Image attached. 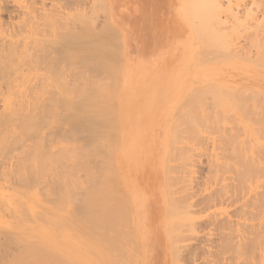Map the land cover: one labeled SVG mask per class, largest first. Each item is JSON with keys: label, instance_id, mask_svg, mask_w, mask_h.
<instances>
[{"label": "rangeland", "instance_id": "374dc122", "mask_svg": "<svg viewBox=\"0 0 264 264\" xmlns=\"http://www.w3.org/2000/svg\"><path fill=\"white\" fill-rule=\"evenodd\" d=\"M106 1L109 4V1L108 0ZM132 1L133 3L139 4L137 2L138 0H132ZM172 1L174 5L171 6V10L169 13H170V16H172L174 13L176 14V16H178L177 21L179 24L178 29H179L180 35L177 38L171 40V42L168 45L169 47L164 48L165 52L163 55L154 58L155 60L151 64L157 67L155 68L153 66V69L156 72L154 74H151L148 71L140 70V63L141 61H143L142 57L134 60L135 64H132L133 66L131 67V61L133 59L129 56L128 49H127L128 52L125 48L124 50H122V53L124 52L123 57L120 56L119 52L118 54L116 53L118 51L115 48L117 47L116 45H118L117 37L120 38L122 34L119 32V30L115 28V26L112 23L113 22L112 14L115 17L116 11L112 13L110 12V9L106 10L107 7L103 5L104 0H79V1L78 0L76 1L75 0H0V10H1L0 11V32L7 33L8 37L12 36V34L17 35V66H18L17 67V78H19L17 79V94L20 95L19 97L17 95V101H19L17 104L20 105L22 104L21 102L23 101L25 105L26 104L28 105V107L30 104L32 105L33 103L36 109L42 108V111L38 109L36 110L35 108H31L33 113L31 112L32 113L31 114L30 113L31 110H30L29 115L31 117L29 116L26 118L27 121L28 120L32 121V123L28 121L29 124H27L28 123L27 121L25 123L27 125L26 127H31V128H28L29 131L31 130L32 132L34 130L32 132L33 135L31 132L27 131L26 129L25 130L26 132H24L25 134L22 140L21 132H20L21 129H19L18 135L20 134L19 135L20 137L17 136V141H18L17 142V145H18L17 146V149H18L17 150L18 151L17 152V158H18L17 164L22 163V165H24L26 164V161H27L28 163L25 167H27L28 169V171L26 170L28 174L30 173L29 169L32 165L33 167H31V170L33 171V168L34 170H37L40 165V162H42L45 158L46 162L44 160V164L43 162L41 163L42 165H44L42 166L41 169L46 168L47 169L46 172L50 171L49 173H46L47 175H45V173L42 174V176L43 175L47 176L45 177L46 179H43V178L42 179L47 181V185L48 184L51 185L49 189H47L48 187L46 186V189L48 190L47 196H46V193L44 194L42 192L43 190L42 191L40 190L41 199L39 201H35L36 203L34 202L35 206L33 209L35 210L33 211L30 208H29L30 210L29 211L28 206H26L25 208L23 207V205L24 206L26 205L25 203H23V202H26V200H23L21 198L22 193L25 192L24 190L28 192L30 189L29 188L25 189L24 187H22V185L18 184L20 182H17V198H18L17 199L18 200L17 201V207H18L17 227H19L18 230L29 227L28 228L29 230L27 229V231L31 233L32 235L31 237H33L32 242L34 246L36 245L35 249H39V246H40V248L44 247L43 250L45 249V247L46 249L48 248V250H51V248L55 244L51 242L65 235L66 237L65 240H67V246L69 247V244H70V246H72L71 247L72 249L71 248L70 249L72 251L74 250L75 245H71V244H73V242L76 243L75 240L78 239L76 237L78 234H77L76 229L74 228L73 220L75 219L73 218L74 217L73 215H74V212L77 216L80 215L79 213L80 211L77 210L79 209V205H77L79 204V200H77V194L79 195V193H82V194L84 193L83 195L85 196L84 190L91 191L92 189H94L96 186L99 185L97 182L96 183L98 185H96L94 181L89 182V173L87 172V168H86L87 166L94 167L93 165L96 164L95 167L97 166L99 168V169L97 168L96 169H97V172L98 171L100 172V175L104 173V170L106 171L107 175L111 172L109 175L113 176V178L111 177L112 180H110V182L112 181L113 185L112 184H109V185L106 184V185L108 187L112 185L110 188L113 191V196L115 198H119L120 202L118 201L116 203V206L117 208L121 210V212L118 209H116L118 210L117 212L119 213L118 216L119 217L121 216L120 218L122 219L124 215V218H126L125 220L124 218L120 220L122 222V225L121 227L119 226L123 234V240L126 241V246H125L126 248L124 247L126 254L121 253V256H120L121 260L119 259L120 261L118 264H122V263L124 264V262L125 264H135L136 262H138L136 260H139V259L137 258L136 255L138 253L137 242L139 240L137 238L138 234L136 233V227H137L136 224L137 223L139 224L141 222L136 223V219L134 218L135 216L133 215L134 212H133V209H131L132 206L130 204L131 195L130 194L128 195L127 190L124 188L125 185H124V180H123L122 168H120L119 162H118V157H119V153L121 150V151L129 152L130 154L128 155L129 156L131 155V157H134V156L139 157V160H140L139 176L142 179V184H147V182L151 180V178L158 179V189L160 190L161 195H162L160 198V203H159V206L162 208V212H161L162 214L159 217L154 218L153 219L154 224L150 226L151 228L150 231L152 232V234L158 237L157 244L156 246L151 245L152 247L151 246H148V247H149V252L151 253L152 251H154L156 255H158V257H160L161 255L165 253L164 254L165 262L162 261V264H231V263L236 264V262H238V259H237L238 257L236 254V257L234 258L235 256L234 253H237L236 248L239 245H241L243 248L249 249L247 253V258L251 257V261L248 258V261H246L247 262L246 264H251V262L252 264H255L260 259L258 252L260 249L264 250V179L262 178L260 185L252 191H250L251 190L250 186L245 188L247 193H245L244 195L245 197L244 200H246V203L243 208H241L239 204L237 205L235 203L236 202L235 197L234 198L232 197V199L226 202V204L223 206L218 205V206L209 207L205 205L204 202L205 201L207 202V198L211 194V192L213 193V191L217 189L220 190L221 188H224L221 186H225V185L228 186L226 187L227 188L226 191L232 194V192L234 191L233 187L236 184L234 179L231 178L230 175H227L228 171H225L226 176L223 175L224 176L223 179H225V185H223L222 180H221L222 184L220 183L219 184L220 186H218L220 189L218 187H215V185L213 184L212 185H209L210 183L208 184V182H210L208 180H210L211 171L214 166L211 160H208V159L212 158L211 153L212 152L214 153L215 151L214 148L217 150L219 149L218 150L219 153L216 150L218 154H216V152L215 154L217 156L221 154L220 158L223 157L222 158L223 160L221 161L225 162V164L226 162H228V164L230 163L229 164L230 167H233V165L234 166L237 165L236 163L239 162L238 163L239 168L244 171L243 176H245L246 174L245 171L247 170L255 171L257 169L264 168V89L260 90V87H259L264 83V19L261 16L259 22H256V23L254 21H249V20L248 22L245 21L244 26L242 24V27L241 25L235 26L234 23L232 24L231 19H229L228 20L229 22L226 24L228 26H226L225 24H219L211 19L213 15L212 7H214L213 1H210V0H191V1L190 0H172ZM252 2H256L255 4H257L258 2L259 5H255V6L258 7L261 5V7L264 10V4L261 3V2H264L263 0H240V5L242 7L246 6L248 8L249 6L251 7L252 5H254L252 4ZM224 4H225L224 9H225V7L227 6V3L224 2ZM74 6H77L76 8L78 9H76ZM255 6H252V8H256ZM262 8L260 10H262ZM73 10L74 12H76V14L73 12ZM160 10L161 12L163 11V6ZM133 11L134 10H132V12L127 13L126 15L131 16ZM80 12H83V13L81 14ZM73 14L75 15V17ZM58 15L60 16L58 17ZM199 15L204 16L205 19L203 17L201 18V16ZM70 22H72V24ZM85 22H88L89 24L88 23L86 24ZM92 23L94 24V27ZM54 24L56 25V28ZM81 24L85 28L87 27L86 31H85V28L81 26ZM90 24L91 26H88ZM98 24L99 26H97ZM216 24H219L221 27L219 26V29H217L218 27ZM63 25H65V27ZM110 25L113 26V28L115 29L114 30L115 33L118 31L116 33L117 37L113 35L114 33L112 34L110 32L109 30ZM195 25L198 28L194 27ZM232 25L235 26V27L233 26L235 30L233 27H232L233 28L232 30L231 28ZM32 27H34V29ZM80 27H82L83 29L82 28L80 29ZM102 27L106 31H104ZM207 27H208V30H207ZM244 27H245V30H244ZM11 28L14 30H12ZM57 28L58 29L60 28V29L57 31ZM91 29L93 30V32ZM221 29H224L226 33H224V31ZM3 30H5L6 32ZM10 30H12L13 33H11ZM33 30H36V31L34 32ZM67 30L68 31L73 30L71 33L70 31L68 32V34L70 33L69 34L70 36L67 34ZM201 30L202 32H200ZM94 31L96 33L99 32V34H96ZM100 31L102 34L100 33ZM56 32L57 33L60 32V33L56 34ZM80 32H82V34H80ZM214 32L218 34L223 33L226 36L223 37L221 36V34L219 36L218 34L217 35L214 34ZM63 33L65 34L66 37H64ZM90 33L92 36L90 35ZM72 34L73 36L76 34L75 36H78V37L79 35L83 36L82 38L83 40H85V46L87 45L86 51H84L86 47L84 49H82L83 47L78 48L79 46V44H77L78 39L77 38L74 39L75 36L72 39L71 38ZM87 34L89 36H86ZM250 36H253V37L249 38ZM87 37H89L90 39L89 38L87 39ZM62 38L63 39L67 38L66 40L68 42L66 40H63ZM95 39H96V42L98 41V39L102 41V42L100 41L99 43L97 42L98 44L102 43L103 45V43H105L107 47L106 49L107 51H105V53L102 52L101 50H99L98 52L96 50L97 48L96 49L92 48L94 47V44L96 43ZM83 40L80 41L81 45L83 44ZM216 40L218 41L217 43H219L220 41L221 46L223 45L225 49H229V50L222 49L223 50L222 51L221 49L219 50L220 48L219 47L218 48L219 51L216 52L217 49L214 50L216 46ZM221 40H224V42H222ZM91 41L92 42L94 41L95 43L94 42L92 43ZM209 41L212 43V44L210 43L211 45L209 44ZM86 42L88 43L90 42L91 44L90 43L86 44ZM51 46H54L55 49L54 47H51ZM73 46L76 48H74ZM96 46L97 44L95 45V47ZM218 46H220V44ZM63 47L64 48L66 47V48L64 49ZM174 48H178L176 50L178 52V57H177L178 60L172 63L171 67L168 66L166 69L158 70L159 68L164 66L163 64L171 56L172 50ZM92 49H95V51L94 50L92 51ZM204 50H207V51H204ZM76 51L78 52L84 51L85 54L84 52L83 53L81 52L82 55H79L80 57L79 59V57L75 56V54L73 55V53H76ZM233 52H235L236 54H234ZM244 54H247V55H244ZM72 56H75L74 58H77V59H74ZM81 56L85 58V60L88 58L87 60L88 62L84 60L79 61L82 59ZM92 56L94 58L95 57L97 58V56L102 57V58L98 60V58L94 59ZM120 58L123 60L121 61ZM91 59H92V62L90 61ZM93 59L95 62L97 60L96 64L93 61ZM27 61H28V64H27ZM100 61H104V63L106 62L107 66H105L103 62H100ZM69 62L72 64H70ZM79 62L81 64H79ZM97 63H99V65ZM96 66L98 70H100L99 72L98 70H96L97 68L95 69ZM101 66L103 67L102 69L104 70L101 69ZM79 70L83 71V74H80L82 72H80ZM86 70L88 72H86L84 75V72ZM133 71H140L142 73L146 72V74L143 76L141 75L136 76V74L133 73ZM59 72H61L60 76H59ZM91 76L92 78L90 79L92 80V82L94 80V83L88 82V81H91L88 79ZM97 76H99V79L101 80L96 79L98 78ZM73 77L76 78V79L74 78L76 85L78 84V82L80 83L78 84V87L74 85L73 83H70L73 80L72 79ZM66 79H68V81ZM136 79H137V82H135ZM95 80L97 81V83H95ZM98 81L102 85L98 83ZM218 82L221 84V86ZM221 82L223 83V85ZM217 83L219 84V86ZM65 84H66V87H64ZM70 84L74 85L79 90V96H81V94L85 90L86 91L82 95H86L87 91L89 93L91 90L100 88L101 86V89H103L105 94L102 93L104 96L101 94L103 98L100 97L101 96L100 94H98V96L99 95L100 96L97 98L98 99L101 98L98 101L103 100V102H100V103H103V105L106 102L105 104H107V111H108L107 115L110 114V117H108L106 115V112H104L107 117V119L106 118L104 119H106V121L108 122L110 121L109 118L112 117L110 122H112V124L114 123L113 126L112 124H109V122L108 123L105 122L104 125L107 127L106 130L105 128L102 129L104 131L103 132L101 129H98L100 130V132L102 131L101 134L100 132L98 133V131L93 128L92 124L90 125V123H92V121L89 122L90 118L87 117V115H85L86 113L84 114L85 112V110H83L84 107L80 108L81 104L78 105L76 100L72 98L73 94L75 93H72L74 92L73 91L74 86H70ZM81 84L83 88H85L86 86V88L88 89L86 88L83 89L81 87ZM97 84L100 86L97 87ZM35 85L39 89L36 88ZM93 85H96V86H93ZM216 85L218 87L215 88ZM219 87H222L223 91L227 95L231 97H236L232 99L238 101L240 105L235 106L237 102L235 101L236 102L235 104L232 100L225 101L226 104H223V103L220 104L218 100L215 101L216 92L219 89H221ZM66 88H67V91H66ZM209 88H211L210 89L211 91L209 90ZM217 88L219 89L216 91ZM230 88L231 89L234 88V90L232 92H229ZM48 89H51L49 90L50 93H48L49 92ZM53 89L56 92L52 91ZM59 89L62 91L60 92ZM70 89L72 90V92L70 93V96L68 98L69 100H67L66 102V99H65V102L70 104V106L64 102L61 105L62 102H60L61 101L60 96L62 98V95H64V93H69L71 91ZM45 92L47 93L45 94ZM201 92H203L206 96L202 95ZM218 92L222 93L221 90ZM76 93L78 94V92ZM198 93L200 94V96ZM30 94L32 95L30 96ZM38 95L40 96L38 97ZM35 96L38 99L40 98L41 101L38 100ZM73 97L78 98V95L73 96ZM46 98H49L47 99L48 102L50 103V104L48 103V105H47V101L46 102L44 101L46 100ZM57 98H59V101H57L58 100ZM108 98L112 101H108L109 100ZM41 103L46 107V109L43 108L44 106ZM227 103L229 106H226ZM71 104L73 105L74 109H76L75 114L78 112L79 114L71 115L73 111L72 112L70 111L71 113L68 112L69 107L71 110H74ZM34 105L32 106L34 107ZM50 105H53V110ZM67 105L69 107H67ZM76 106L77 108H75ZM222 107L224 109H222ZM58 108L64 109L65 112L62 113V111L59 110ZM230 108L235 110L236 115L234 114L235 112H232V109ZM227 109H230V110H227ZM48 110H51V114ZM56 111L57 112L59 111L60 113L59 112L57 113ZM80 111H83V112H80ZM223 111H225V113ZM37 113L39 114L38 116H36ZM45 113L47 114L45 115ZM61 113L63 114V116L61 115ZM200 113L201 114L204 113L205 116L204 115L202 116ZM42 114H44L45 117H43ZM59 114H60V117H59ZM191 114L195 116L194 119ZM197 114L199 115V117H197ZM207 114H209V116ZM49 115L50 117L47 118ZM224 116L225 118H223ZM56 117L57 119H60V118L61 119L57 120ZM78 117L79 119H77ZM236 117H239V120L236 119ZM83 119H84L83 121L84 123H81ZM46 120L47 121L49 120V123H47ZM62 120L63 121L67 120L66 122L64 121L66 124ZM194 121L195 122L197 121L196 123L198 126L195 124ZM94 122L95 121H93V124ZM106 123L109 125V127L108 125H106ZM201 123L203 124V126ZM215 123L220 124V126ZM52 125H55L57 130ZM215 125H217L218 128H216ZM38 127H40L41 129L40 128L38 129ZM58 128L60 129L61 132L59 131ZM233 128L234 130L236 129V131H231V129ZM89 131H91V133ZM230 132H235L237 135L240 136L241 147L238 151H233L230 148L228 150L227 149L228 147H226L223 144L225 140L224 141L222 140L223 139L222 135L225 136L226 134V137L229 138ZM46 134L50 136L48 137ZM89 134L90 136H88ZM38 135L42 137L39 139L40 142H43L45 140L43 144H41L38 141L37 137H40ZM55 135H56V138H55ZM59 135L61 136V138ZM96 135H101L102 137L101 136L99 137L103 139L102 141H99L100 143H102L101 148H100L101 151L98 150L100 143L97 141L96 142L93 141V140H96L95 139ZM35 136H37L36 139H34ZM65 136H67V139H69V141H66L67 139ZM50 137H52L53 140ZM57 137L60 139H58ZM18 138L19 139L21 138V140H19ZM214 138H215V145L213 146ZM62 139H63V142H61ZM76 140L77 142H75ZM104 140H106V144ZM22 141L25 144L24 150L22 148L23 147ZM68 142L69 143L73 142V144H71L70 146ZM47 143H49V148H48ZM92 143H93V146H90L92 145ZM107 143H109L108 146L109 145L112 146L111 147L112 149L110 148L112 152L111 150H109L108 146H106L108 147L107 150H106V147L105 149L103 148L102 150V145L104 144L103 145L104 147L105 145H107ZM96 144L98 145L97 146L98 148L95 147ZM51 145L52 147H50ZM30 146L31 148H33L32 146H34L33 148L34 150H36L37 148V151L34 152V150L30 148ZM61 146L62 147L64 146L65 147V148L63 147L64 149H67L69 146L70 147L68 149L73 147L71 151H73L74 149H77L79 151V149L82 146L83 148L80 149L81 151H79V153L85 150V151H88V153L87 152L86 153L89 156H87V158H83V156L81 157V155H77L79 154L78 152H76L77 150L73 151L74 153L75 152L77 153V154L75 153L76 155L75 156L74 153H71V151H69L68 149L67 151H65L63 148H61ZM87 146L89 147L88 149L86 148ZM59 149H62L63 151ZM30 150L32 152H30ZM38 150L41 152V155H40V152L38 153ZM58 150L60 153L58 152ZM210 150H211V153H210ZM22 151L24 154L22 153L21 155ZM24 151L30 152L32 154L34 153L35 154V156L33 154L34 158L32 157L30 153L25 154ZM49 151H52V152L48 153ZM96 151H98L99 153L101 152L100 153L101 155L97 154ZM113 151L115 154H113ZM69 152L71 153V156L69 154L68 155L69 157H68L67 154ZM94 152L96 153V158H95ZM180 152H181V155L179 156ZM239 152H241V156L238 155ZM45 153L47 154L44 155ZM83 153L85 152L83 151ZM182 153L183 155L185 153L186 155L185 157H187V159L185 158L183 160L184 156H182ZM7 154L9 155V152ZM7 154L5 155V157H8ZM90 154H93L94 156L90 157ZM38 156L40 157L38 158ZM54 156L56 157V159H54L55 158ZM58 157H60L61 159ZM75 157L77 158L79 157L78 161H76L77 158L75 159ZM88 157L90 158L88 159ZM226 157H227V160L224 159ZM37 158L38 160H40L41 158L43 160L41 159L40 161H38ZM73 158L74 160L72 161L71 159ZM82 158L86 160L88 163L84 161ZM19 160L22 162H20ZM23 160H25L24 164H23ZM63 160H64V163L67 160L66 161L67 164H63ZM79 160H80V164L78 163ZM92 160L94 161L92 162ZM124 162H126V160L123 161V165H124ZM180 162L185 165L183 164L181 165ZM37 163L39 165H36ZM109 164L111 165L110 167L112 169H116V170L111 171L112 169L109 167ZM112 164L113 165L115 164L116 166L115 165L113 166ZM73 165H75L76 171H79L80 169L83 171L86 168L83 172L86 171L87 173H83L81 172V170L80 172H75ZM36 166H37V169H36ZM83 166L84 168H82ZM107 166L108 168H110V172ZM18 167H20V165ZM215 167L216 166H214V169ZM58 168L60 169L61 172L60 171L58 172L59 170ZM18 169L19 168H17V170ZM54 169L57 171H55ZM72 169L74 170L73 172H72ZM115 171L118 172V176H117L118 181L119 180L121 181L122 179L121 181L122 183H120V181L114 182L115 177H116ZM52 172H53V175H52ZM64 173L66 174L64 175ZM67 173H71L70 177L72 179L74 177L75 179L74 180L68 179L67 177L69 174ZM79 173H81V176H79L80 175ZM84 174H86V176ZM56 175H61V176L59 177ZM76 175L79 176V178L80 177L81 178L79 179ZM30 177L32 176L30 175ZM65 178L68 180H66ZM53 179L54 180L56 179V180L54 181ZM76 179H78L79 181H82L83 187H81L82 184ZM51 180L52 182L50 183ZM71 180L74 182H72ZM76 183L81 184V185L77 184L79 187L76 185L78 189H75L76 187H74V184ZM246 184H248V181ZM43 186H41L40 184V186L38 187L41 189V187ZM61 187H63V189ZM80 187L83 189H81ZM36 190H37V186H36ZM80 190L81 191L83 190V191L81 192ZM58 191H60L61 194L58 193ZM73 191H75V193L77 191V193L75 194ZM125 192H127V195L129 198L130 211L128 210V201L126 205L122 201L123 196L126 195ZM66 193L68 194L67 196H66ZM56 194L58 197H56ZM62 194L64 196H62ZM82 194H80V196ZM61 198H62V201H60ZM70 198L73 201L72 200L70 201ZM20 199H22L23 201H21ZM52 201L54 202V204ZM178 201H180L179 206H178V203H179ZM55 202H57L56 205L58 206L55 205ZM71 202H75L77 204L75 205L74 203H71ZM193 202L194 203L196 202L197 204L196 203L195 204L199 206L197 207L196 205H194ZM190 205L191 206L193 205V207L189 208L188 206ZM59 207L62 209H60ZM23 208L28 210V211L26 210L27 213L25 212V210H22ZM178 208L179 209L181 208V210H179ZM177 212L178 213L179 212L181 213L189 212V213L187 214L180 213V215L177 216L176 215L178 214ZM59 213L61 214L63 213L65 217L67 214L68 218L67 217L63 219L57 218V216L59 217L60 215ZM53 214L55 215L54 217H53ZM170 214L172 215V218L169 217ZM38 215H40V217ZM38 217L40 219H38ZM180 217H185V218L181 219ZM173 223H177V227H179L178 225L179 223L181 225L187 223L186 224L187 226L183 225V228L184 226L186 227L184 228L183 234L180 231L181 229H183L182 226L181 228L179 227V229L177 228L178 230L176 229V227H174L176 231H173L174 230L173 226L175 225V224L172 225ZM179 233L181 234L180 237H179ZM176 234L178 235V237ZM173 235H175L179 240H182V242H180L179 244V240L176 241ZM182 235L184 236V238L181 237ZM18 236L19 235H17V238ZM49 237L53 240H49ZM173 237L174 239H172ZM43 241L44 242L47 241L46 244L50 242V245L48 244V246H44L42 244ZM175 241L178 244L175 243ZM51 244H53L52 247H50ZM31 249H33L32 246H31ZM175 253L177 256L175 255ZM116 254L120 255L119 252H117ZM123 254L126 260L122 259ZM252 256H253V259H252ZM177 259L179 263L177 262ZM234 259H236V262L232 261ZM50 262L52 263V261Z\"/></svg>", "mask_w": 264, "mask_h": 264}, {"label": "bare ground", "instance_id": "6f19581e", "mask_svg": "<svg viewBox=\"0 0 264 264\" xmlns=\"http://www.w3.org/2000/svg\"><path fill=\"white\" fill-rule=\"evenodd\" d=\"M76 1V0H75ZM79 1V0H78ZM109 1V4L107 3V1L106 0H104V4L103 5H105V7H107L106 8V10L108 9H110V12H115L116 11V8H117V3H118V1L119 0H108ZM191 1V0H190ZM210 1H213V6L214 7H212L213 9H212V11H213V15H212V20L213 21H215V22H217V23H219V24H227L229 21V19H231V22H232V24L234 23V25L235 26H238V25H241V27H242V24H243V26H244V23H245V21H247L248 22V20L249 21H254L255 23L256 22H259V20H260V17L262 16L263 17V19H264V10H263V8L261 7V5L260 6H258L259 8L261 7L262 8V10H260L258 7H256L255 5H259L258 4V2H257V4H255L256 2H252V4H254V5H252V6H255L256 8H252V6L250 7H246V6H244V7H242L241 5H240V0H210ZM264 1V0H263ZM138 3H139V5L138 6H136L135 7V11H134V13H132V15L131 16H129V15H126V14H124V15H121L120 17H118L116 14V16L114 17V15L112 14V23H113V25L115 26V28L118 30V28H119V26H122L123 25V27H125V25L126 24H128V25H131V26H134V28H133V35H135V37L138 39V40H140V39H142L143 40V42H145V49H141V52H140V57L142 56V59H143V61H141V63H140V70L141 71H149V69H150V71H155L154 69H153V64H151V63H153V61L155 60L154 58L155 57H158V56H161V55H163L164 54V48L165 47H169L168 45H169V43L171 42V40L172 39H175V38H177L179 35H180V32H179V29H178V16H176V14L174 13L172 16H170V10H171V6H173L174 5V3H173V1L172 0H138L137 1ZM196 2V1H195ZM224 2H226L227 3V6L225 7V9H224V6H225V4H224ZM65 3H66V1H65ZM70 3V2H69ZM74 3V2H73ZM86 3V2H85ZM261 3H263L264 4V2H261ZM75 4V3H74ZM197 4V3H196ZM15 5V4H14ZM84 6V5H83ZM162 6H163V11L161 12V8H162ZM192 6H193V4H192ZM75 8L77 7V6H74ZM104 7V8H105ZM200 7V6H199ZM206 7V6H205ZM211 7V6H210ZM17 8V7H16ZM260 10H258V9ZM76 9H78V8H76ZM206 9V8H205ZM17 10V9H16ZM79 10H80V8H79ZM83 10V9H82ZM1 11V10H0ZM201 11H203V10H201ZM211 11V10H210ZM211 11V12H212ZM61 12V11H60ZM59 12V13H60ZM73 12H74V10H73ZM56 13V12H55ZM62 13V12H61ZM75 14H76V12H74ZM81 14L83 13V12H80ZM57 14V13H56ZM56 14H55V16H56ZM77 14H78V12H77ZM86 14V13H85ZM61 15V14H60ZM60 15H58V17L60 16ZM74 15V14H73ZM81 16V15H80ZM83 16V15H82ZM85 16H87V15H85ZM199 16H201V18L203 17L204 18V16H202V15H199ZM209 16V15H208ZM67 17V16H66ZM74 17H75V15H74ZM93 17V16H92ZM72 18H73V16H72ZM77 18H78V16H77ZM226 20H225V19ZM63 19V18H62ZM205 19V18H204ZM210 19V20H211ZM55 20H57V19H55ZM71 20V19H70ZM80 20H81V18H80ZM97 20V19H96ZM95 20V21H96ZM209 20V19H208ZM66 21V20H65ZM76 21V20H75ZM74 21V22H75ZM84 21V20H83ZM100 21V20H99ZM201 21V20H200ZM227 21V22H226ZM57 22V21H56ZM82 22V21H81ZM94 22V21H93ZM97 22V21H96ZM58 23H59V21H58ZM71 24H72V22H70ZM83 23V22H82ZM86 24L88 23V22H85ZM98 23V22H97ZM97 23H95V24H97ZM70 24V25H71ZM74 24V23H73ZM89 24V23H88ZM93 24V23H92ZM122 24V25H121ZM201 24V23H200ZM219 24H216L217 25V29H219ZM55 25V24H54ZM56 25H57V23H56ZM56 25H55V28H56ZM59 25V24H58ZM69 25V26H70ZM101 25V24H100ZM105 25V24H104ZM199 25V24H198ZM234 25H232L231 26V28L234 26ZM60 26V25H59ZM64 27H65V25H63ZM77 26V25H76ZM81 26H83L82 24H81ZM88 26H91V24L90 25H88ZM97 26H99V24L97 25ZM103 26V25H102ZM226 26H228V25H226ZM234 26V27H235ZM246 26V25H245ZM71 27V26H70ZM93 27H94V24H93ZM96 27V26H95ZM101 27V26H100ZM194 27H197L196 25L194 26ZM210 27V26H209ZM221 27V26H220ZM233 27V28H234ZM247 27V26H246ZM33 29H34V27H32ZM82 27H80V29H81ZM83 28H85L84 26H83ZM82 28V29H83ZM87 28V27H86ZM86 28H85V31H86ZM97 28V27H96ZM103 28V27H102ZM107 28V27H106ZM198 28V27H197ZM233 28H232V30H233ZM240 28V27H239ZM6 29V28H5ZM12 29V28H11ZM60 29V28H59ZM58 28H57V31L59 30ZM66 29V28H65ZM89 29V28H88ZM200 29V28H199ZM229 29V28H228ZM238 29V28H237ZM12 30H14V29H12ZM12 30H10L11 31V33H13L12 32ZM64 30V29H63ZM77 30V29H76ZM92 30V29H91ZM96 30V29H95ZM103 30H104V28H103ZM109 30H110V32L113 34V35H115L116 37H117V32L115 33V29L113 28V26H109ZM207 30H208V27H207ZM209 30H210V28H209ZM221 30H223L224 31V29H221ZM226 30V29H225ZM230 30V29H229ZM234 30H235V28H234ZM244 30H245V27H244ZM247 30V29H246ZM3 31H5V30H3ZM16 31V30H15ZM14 31V32H15ZM34 32L36 31V30H33ZM56 31V30H55ZM70 31V30H69ZM68 30H67V34H68V32H69ZM73 31V30H72ZM72 31H70V33L72 32ZM81 31V30H80ZM102 31V30H101ZM101 31H100V33H101ZM104 31H106V30H104ZM219 31V30H218ZM227 31V30H226ZM231 31V30H230ZM6 32V31H5ZM84 32V31H83ZM92 32H93V30H92ZM95 32V31H94ZM198 32H199V30H198ZM200 32H202V30L200 31ZM210 32V31H209ZM232 32H234V31H232ZM237 32V31H236ZM10 33V32H9ZM10 33V34H11ZM58 33H60V32H58ZM57 32H56V34H58ZM69 33V34H70ZM96 33V32H95ZM224 33H226L225 31H224ZM64 34V33H63ZM68 34V35H69ZM80 34H82V32H80ZM96 34H99V32L98 33H96ZM102 34V33H101ZM214 34H218V33H216V32H214ZM220 34H221V36H226L225 34H223V33H219L218 35L220 36ZM228 34V33H227ZM232 34V33H231ZM257 34V33H256ZM37 35V34H36ZM76 35V34H75ZM74 35V36H75ZM78 35V34H77ZM85 35V34H84ZM90 35H91V33H90ZM105 35V34H104ZM119 35V34H118ZM197 35V34H196ZM258 35V34H257ZM70 36V35H69ZM68 36V37H69ZM73 34H72V36H71V38L73 39ZM86 36H89L88 34L86 35ZM92 36V35H91ZM90 36V37H91ZM247 36V35H246ZM254 36V35H253ZM253 36H250L249 38H251V37H253ZM259 36H260V34H259ZM62 37V36H61ZM64 37H66L65 36V34H64ZM83 36L82 35H79V37L78 36H75L74 37V39L75 38H77L78 39V43L77 44H79V46L78 45H76V46H78V48L79 47H83L82 49H84L85 47V50L84 51H86V49H87V45L85 46V40H83V38H82ZM85 37V36H84ZM222 37V38H223ZM228 37V36H227ZM227 37H225V38H227ZM86 38V37H85ZM89 37H87V39H88ZM118 38V42H117V44L118 45H116L117 47H115L116 48V50H118L117 52H116V50H115V48H114V50H115V52L118 54V52L120 53V56L121 57H123V53H122V50H124V48L127 50L129 47H130V39H129V36L128 35H126L125 36V34H124V36H123V34L121 35V37L119 38V37H117ZM122 38V39H121ZM196 38V37H195ZM254 38H256V37H254ZM257 38H258V36H257ZM63 39V38H62ZM67 39V38H66ZM66 39H63V40H66ZM70 39V38H69ZM71 39V40H72ZM81 39V40H80ZM90 39V38H89ZM92 39H94V38H92ZM83 40V46L81 45V42L80 41H82ZM67 41V40H66ZM101 40H99L98 39V43L100 42ZM222 42H224V40H221ZM68 42V41H67ZM92 42V41H91ZM94 42V41H93ZM92 42V43H93ZM95 42H96V39H95ZM94 42V43H95ZM95 43L94 44V47H92V48H97L96 50L99 52V50H101L102 52H104L105 53V51H107L106 49H107V47H106V45H105V43H103V45H102V43H100V44H98V43ZM102 42V41H101ZM181 42V41H180ZM218 41L216 40V46H215V49L214 50H216V52H218L220 49L222 50H229V49H225V47L222 45L221 46V42L219 41V43H217ZM70 43V42H69ZM75 43V42H74ZM88 42H86V44H87ZM90 43V42H89ZM88 43V44H89ZM211 42L209 41V44H210ZM91 44V43H90ZM97 44V46L95 47V45ZM203 44V43H202ZM212 44V43H211ZM210 44V45H211ZM220 44V46H218V45ZM223 44V43H222ZM31 45V44H30ZM29 45V46H30ZM64 45H66V44H64ZM73 45V44H72ZM71 45V46H72ZM75 45V44H74ZM224 45H226V44H224ZM36 46V45H35ZM46 46H48V45H46ZM208 46V45H207ZM51 47H54V46H51ZM62 47V46H61ZM74 47V46H73ZM114 47V46H113ZM209 47V46H208ZM211 47V46H210ZM220 47V48H219ZM222 47V48H221ZM64 48V47H63ZM66 48V47H65ZM64 48V49H65ZM74 48H76V47H74ZM77 48V49H78ZM80 48V49H81ZM89 48V47H88ZM218 48H219V50H218ZM247 48V47H246ZM249 48V47H248ZM54 49H55V47H54ZM62 49V48H61ZM63 49V50H64ZM95 49H92V51L94 50L95 51ZM206 49H207V47H206ZM40 50V49H39ZM62 50V51H63ZM69 50V49H68ZM89 50V49H88ZM88 50H87V52H88ZM213 50V51H214ZM222 50V51H223ZM251 50V49H250ZM27 51H29V50H27ZM26 51V52H27ZM43 51V50H42ZM72 51V50H71ZM83 51V52H84ZM90 51V50H89ZM96 51V52H97ZM100 51V52H101ZM204 51H207V50H204ZM245 51V50H244ZM248 51H249V49H248ZM247 51V52H248ZM60 52H61V50H60ZM66 52V51H65ZM64 52V53H65ZM82 51H76V53H73V55L75 54V56H77V57H79V55H82V53H81ZM127 52H128V50H127ZM212 52V51H211ZM210 52V53H211ZM215 52V51H214ZM246 52V53H247ZM69 53V52H68ZM95 53V52H94ZM142 53H144V54H142ZM234 54H236L237 53V51H236V53L235 52H233ZM241 53V52H240ZM27 54V53H26ZM66 54V53H65ZM70 54H72V53H70ZM84 54H85V52H84ZM89 54H91V53H89ZM101 54V53H100ZM206 54V53H205ZM242 54V53H241ZM88 55V54H87ZM244 55H247V54H244ZM75 56H72L73 58L75 57ZM119 56V57H120ZM71 57V58H72ZM93 57V56H92ZM102 57H103V55H102ZM102 57H99V56H97V58H98V60L100 59V58H102ZM29 58V57H28ZM32 58V57H31ZM67 58V57H66ZM81 60H79V61H82V60H84V61H87L88 60V58L85 60V58H83L82 56H81ZM94 58V57H93ZM96 58V57H95ZM94 58V59H95ZM96 58V59H97ZM138 58V57H137ZM68 59V58H67ZM74 59H77V58H74ZM79 59H80V57H79ZM94 59H93V61H94ZM33 60V59H32ZM103 60V59H102ZM105 60V59H104ZM120 60L122 61L123 59H121L120 58ZM141 60V59H140ZM36 61V60H35ZM91 62H92V59L90 60ZM77 62H78V60H77ZM88 62V61H87ZM95 62V61H94ZM96 62H97V60H96ZM96 62H95V64H96ZM100 62H103V64L105 65V66H107L106 64V62L104 63V61H100ZM162 62V61H161ZM70 63V62H69ZM74 63V62H73ZM76 63V62H75ZM123 63H124V61H123ZM27 64H28V61H27ZM30 64V63H29ZM70 64H72V63H70ZM77 64V63H76ZM79 64H81L80 62H79ZM83 64H84V62H83ZM88 64V63H87ZM86 64V65H87ZM98 65H99V63H97ZM132 64H135V62H134V60H132L131 61V67L133 66ZM139 64V63H138ZM137 64V65H138ZM66 65V64H65ZM69 65V64H68ZM75 65V64H74ZM93 65V64H92ZM91 65V66H92ZM130 65V64H129ZM162 65V64H161ZM30 66V65H29ZM32 66V65H31ZM76 66H78V65H76ZM95 66V65H94ZM17 35H15V34H12V36H7V33H2V32H0V264H71V263H73V264H118L119 263V261L121 260V253H124V254H126L125 253V250H124V247L126 246V241H124L123 240V234H122V231H121V225H122V222L120 221V220H122L123 218H124V215H123V218L121 219L119 216H118V210L121 212V210L119 209V208H117V206H116V203L119 201V198H115L114 196H113V191H112V189L110 188L112 185H113V183H112V181L110 182V180H112V178H113V176H111V175H109L111 172H110V164H109V167L110 168H108V166H107V168L109 169V174L107 175L106 174V171L104 170V173L102 174V175H100V172L98 171L97 172V169H99L97 166L95 167V162H94V164L95 165H93L94 167H92V166H87L86 168H87V172L89 173V182H91V181H94L95 183H96V185H98V186H96L94 189H92L91 191L89 190V191H85L84 190V192H85V196L82 194V193H79V195L77 194V200H79V204H77V203H75V202H71V203H74L75 205L77 204V205H79V209H77V210H79L80 212V215L79 216H77L76 214H75V212H74V219L75 220H73L74 221V228L76 229V231H77V240H75L76 241V243L75 242H73V244H71V245H75L74 246V250L72 251L71 249V247L72 246H70V244H69V247L67 246V240H65V235L64 236H62L61 238H59V239H56V240H53V239H51L50 237H49V240H53V242H51V243H55L54 244V246L52 247V245L53 244H51V246L50 247H52L51 248V250H48V248L46 249V247H45V249L43 250V248H42V250H41V248H40V246H39V249H35V246L33 245V242H32V238L33 237H31L32 235H31V233H29L28 231H27V229L29 228H25L26 229V231H25V229H21V230H18L19 229V227H17V209H18V207H17V182H20V183H18L19 185H22V187H24L25 189L26 188H29L30 190L27 192L26 190H24L25 192H23L22 193V196H21V198L23 199V200H26V202H23V203H25L26 205L24 206L23 205V207L25 208L26 206H28V210H29V208L33 211V210H35V209H33L34 208V202L35 201H39L40 199H41V196H40V193H41V191L45 194L46 193V196H47V193H48V190L47 189H49L50 188V184H48L47 185V181H45V180H43V179H46L45 177H47V176H42V174L43 173H45V175H47L46 173H49V172H46L47 171V169L45 168V169H41L42 168V166H44V165H42L41 163L43 162V164H44V160H45V162H46V159L44 158V160L42 161V162H40V165H41V167H40V165L37 163L36 165H39V167H40V169H39V167H38V169H37V166H36V169L37 170H34V168H33V171L31 170V167H33V165L30 167V169H29V172L30 173H28L27 174V172H26V170L28 171V169H27V167H25L26 165H27V161H26V164H24V161L26 160V159H28V158H26L25 160H23V164L24 165H22V163H20V164H17L18 162H17V136H19L18 135V130L19 129H21V138H22V140H23V136H24V132H26L25 130L27 129V131H29L28 130V128H31V127H26L27 125H26V121H27V117H29L30 115H29V111H30V113L32 112V109L31 108H35V105L32 103V105H34V107L31 105H29V107H28V105L26 104H24L23 103V101L21 102L22 104H20V105H18L17 103L19 102V101H17V95H18V97L20 96L19 94H17V79H19V78H17ZM33 67V66H32ZM155 67V66H154ZM157 67V66H156ZM155 67V68H156ZM161 67V66H160ZM81 68V67H80ZM83 68V67H82ZM93 68V67H92ZM92 68H90V69H92ZM97 68V66L95 67V69ZM103 67L101 66V69H102ZM66 69V68H65ZM94 69V68H93ZM107 69V68H106ZM74 70V69H73ZM82 70V69H81ZM88 70V69H87ZM85 71L84 72V75H85V73L86 72H88V71ZM96 70H98V68L96 69ZM102 70H104V69H102ZM80 71V70H79ZM94 71V70H93ZM100 70H98V72H99ZM213 71V70H212ZM66 72V71H65ZM80 72H82V73H80V74H83V71H80ZM90 72H91V70H90ZM104 72H106V71H104ZM60 73L61 72H59V76H60ZM96 73V72H95ZM102 73H103V71H102ZM90 74V73H89ZM69 75V74H68ZM97 75V74H96ZM98 75H99V73H98ZM64 76V75H63ZM88 76V75H87ZM94 76V75H93ZM215 76V75H214ZM98 78H96V79H99V76H97ZM216 77V76H215ZM214 77V78H215ZM21 78V77H20ZM62 78V77H61ZM60 78V79H61ZM66 78V77H65ZM75 77H73L72 79V81L70 82V83H73L74 85H76V82H75V79H74ZM90 78H92V76L91 77H89L88 79L89 80H91ZM95 78V77H94ZM217 79V78H216ZM29 80V79H28ZM32 80V79H31ZM67 81H68V79H66ZM71 80V79H70ZM82 80V79H81ZM81 80H79V81H81ZM99 80H101V79H99ZM60 81V80H59ZM105 81V80H104ZM75 82V83H74ZM88 82H92V80L91 81H88ZM223 82V81H222ZM221 82V83H222ZM27 83V82H26ZM81 83H83V82H81ZM92 83H94V80H93V82ZM95 83H97V81L95 80ZM98 83H100L99 81H98ZM219 83V82H218ZM217 83V84H218ZM69 84V83H68ZM78 84H80L79 82H78ZM78 84L76 85L77 87H78ZM101 84V83H100ZM121 84V83H120ZM216 84V83H215ZM214 84V85H215ZM220 84V83H219ZM219 84H218V86H219ZM24 85V84H23ZM43 85V84H42ZM48 85V84H47ZM74 85H71L70 84V86H74ZM84 85V84H83ZM102 85V84H101ZM118 85V84H117ZM222 85H223V83H222ZM36 86V85H35ZM44 86V85H43ZM49 86H51V85H49ZM80 86V85H79ZM93 86H96V85H93ZM100 85H98L97 84V87H99ZM217 85L215 86V88L216 87H218ZM220 86H221V84H220ZM64 87H66V84H65V86ZM81 87H82V84H81ZM96 87V88H97ZM105 87V86H104ZM115 87V86H114ZM260 87V90L261 89H264V83L261 85V86H259ZM31 88V87H30ZM33 88V87H32ZM36 88H38L37 86H36ZM63 88V87H62ZM61 88V89H62ZM83 88V87H82ZM85 88H86V86H85ZM85 88H83V89H85ZM103 88V87H102ZM212 88V87H211ZM211 88H209V90L211 89ZM219 88H221V89H219ZM219 88H217L216 89V91L218 90V91H222V93H219L218 91L216 92V95H215V101L216 100H218L219 101V103L221 104V103H223V104H226L225 103V101H228V100H232L235 104H236V102H237V104L235 105V106H239L240 104L238 103V101H236V100H234V99H232V98H236V97H231V96H229V95H227L224 91H223V89H222V87H219ZM232 88V87H231ZM230 88V89H231ZM241 88V87H240ZM39 89V88H38ZM55 89V88H54ZM52 90V91H55V90ZM73 89V88H72ZM86 89H88V88H86ZM115 89V88H114ZM229 89V92H232L233 90H234V88L233 89H231L230 90ZM49 90H51V89H48V91ZM60 90V89H59ZM71 90V89H70ZM118 90V89H117ZM238 90H240V89H238ZM45 91V90H44ZM62 90H60V92H61ZM66 91H67V88H66ZM73 91L74 92H72V90L69 92V93H64V95H62V98H61V96H60V99H61V101L60 102H62L61 103V105L63 104V102L64 103H66L67 102V100H69L68 98H69V96H70V93L72 92V93H75V94H73V96H76V95H78V98L77 97H73L72 96V98L74 99V100H76V102L78 103V105H80L81 104V107L80 108H83V110H85V112H84V114L85 115H87V117H89L90 118V120H89V122L90 121H92V123H90V125L92 124V126H93V128L94 129H96L97 131H98V133L100 132V130H98V129H104L105 128V130H106V126L104 125L105 124V122H107L106 121V119H107V117H106V115H107V113H108V111H107V104H105L104 103V105H103V103H100V102H103V100L101 101H98L99 99H101V98H97V97H99L102 93L103 94H105L104 93V91H103V89H101V86H100V88H97V89H93V90H91L89 93H88V91L86 92V95H82L85 91H83V93L81 94V96H79V90L74 86V89H73ZM81 91V90H80ZM103 91V92H102ZM211 91V90H210ZM242 91V90H241ZM25 92V91H24ZM56 92V91H55ZM76 92H78V94L76 93ZM204 92H205V90H204ZM44 93V92H43ZM47 92H45V94H46ZM48 93H50V91L48 92ZM107 93V92H106ZM202 93V95H204V96H206L203 92H201ZM98 94H100L99 96H98ZM102 94V95H103ZM199 94V93H198ZM218 94H220V95H218ZM32 94H30V96H31ZM61 95V94H60ZM102 95L100 96V97H102ZM40 95H38V97H39ZM44 96V95H43ZM104 96V95H103ZM197 96V95H196ZM199 96H200V94H199ZM198 96V97H199ZM28 97V96H27ZM36 97V96H35ZM48 97V96H47ZM197 97V98H198ZM37 98V97H36ZM75 98H77V99H75ZM103 98V97H102ZM201 98V97H200ZM206 98V97H205ZM20 99H21V97H20ZM38 99V98H37ZM37 99H35V100H37ZM47 99H49V98H46V100H44L45 102L47 101V105H48V100ZM58 100L57 101H59V98H57ZM65 99H66V102H65ZM109 99V98H108ZM107 99V100H108ZM19 100V99H18ZM38 100H40V98L38 99ZM85 100H86V102H85ZM199 100V99H198ZM21 101V100H20ZM41 101V100H40ZM43 101V102H44ZM56 101V102H57ZM81 101H82V103H81ZM108 101H112V100H108ZM236 101V102H235ZM27 102V101H26ZM33 102H35V101H33ZM37 103V102H36ZM216 103V102H215ZM42 104V103H41ZM50 104V103H49ZM57 104V103H56ZM55 104V105H56ZM58 104H59V102H58ZM66 104H68V103H66ZM74 104V103H73ZM102 104V105H101ZM43 105V104H42ZM54 105V104H53ZM53 105H50L51 107H52V110H53ZM69 106H70V104H68ZM67 105V107H69ZM72 105V104H71ZM84 105V106H83ZM197 105V104H196ZM44 106V105H43ZM66 106V105H65ZM65 106H64V108H65ZM226 106H229L228 105V103H227V105ZM36 107H37V105H36ZM39 107V106H38ZM57 107V106H56ZM59 107H60V105H59ZM67 107H66V109H67ZM104 107V108H103ZM117 107V106H116ZM44 109H46V107L44 106L43 107ZM62 108V107H61ZM72 108L74 109V107H73V105H72ZM75 108H77V106L75 107ZM109 108V107H108ZM229 108V107H228ZM233 108H235V107H233ZM36 109V108H35ZM38 109V108H37ZM36 109V110H37ZM59 110H61L62 111V113H64L65 112V110L64 109H60V108H58ZM222 109H224L223 107H222ZM230 109H232V108H230ZM230 109H227V110H230ZM236 109H238V108H236ZM240 109V108H239ZM35 110V111H36ZM38 110H41L42 111V108H40V109H38ZM57 110V109H56ZM64 110V111H63ZM117 110V109H116ZM226 110V111H227ZM234 109H232V112H235V110L233 111ZM44 111V110H43ZM49 112H50V114H51V110H48ZM67 111V110H66ZM72 113H71V112ZM75 111H76V109H74V110H71L70 109V107H69V110H68V112H70L71 113V115H73V114H75ZM79 111V110H78ZM77 111V112H78ZM198 111V110H197ZM54 112H55V110H54ZM57 112V111H56ZM59 112V111H58ZM57 112V113H58ZM80 112H83V111H80ZM104 112H106V115H105V113ZM194 112H195V110H194ZM224 113H225V111H223ZM33 113V112H32ZM31 113V114H32ZM40 113V112H39ZM48 113V112H47ZM47 113H45V115L47 114ZM60 113V112H59ZM61 113V115L63 116V114ZM70 113H69V115H70ZM198 113V112H197ZM49 114V113H48ZM76 114H79V112L78 113H76ZM75 114V115H76ZM193 114V113H192ZM191 114V115H192ZM201 114V113H200ZM235 115H236V112L234 113ZM34 115V114H33ZM39 114L37 113V115L36 116H38ZM58 115V114H57ZM56 115V116H57ZM67 115H68V113H67ZM113 115V114H112ZM202 116L204 115V113L203 114H201ZM208 116H209V114H207ZM238 115V114H237ZM42 116L43 117H45L44 116V114H42ZM62 116H61V118H62ZM108 117H110V114L109 115H107ZM193 116V119H194V115H192ZM205 116V115H204ZM31 117V116H30ZM33 117V116H32ZM41 117V116H40ZM50 117V115L47 117V118H49ZM52 117V116H51ZM59 117H60V114H59ZM68 117V116H67ZM197 117H199V115L197 114ZM35 118V117H34ZM42 118V117H41ZM54 118V117H53ZM52 118V119H53ZM60 118V119H61ZM72 118H73V116H72ZM82 118V117H81ZM80 118V119H81ZM104 118H106V119H104ZM190 118H192V117H190ZM223 118H225V116L223 117ZM36 119V118H35ZM44 119V118H43ZM51 119V118H50ZM56 119H57V117H56ZM60 119H57V120H60ZM67 119V118H66ZM77 119H79V117L77 118ZM84 119H85V117H84ZM84 119L82 120V122L81 123H84L83 121H84ZM111 119H112V117L111 118H109V120L111 121ZM195 119H197V118H195ZM236 119H238L239 120V117H236ZM57 120H55V121H57ZM87 120V121H88ZM238 120H237V122H238ZM29 121V120H28ZM27 121V122H28ZM63 121V120H62ZM65 121V120H64ZM63 121V122H64ZM67 121V120H66ZM65 121V122H66ZM93 121H95L94 122V124H93ZM110 121H108L109 122V124H112V122H110ZM114 121V120H113ZM234 121H236V120H234ZM30 123H32V121H29ZM29 122L27 123V124H29ZM46 122L47 123H49V120L47 121L46 120ZM62 122V123H63ZM64 122V123H65ZM107 122V123H108ZM195 122V121H194ZM197 122V121H196ZM195 122V124L197 125V123ZM57 123V122H56ZM72 123V122H71ZM86 123V122H85ZM106 123V125H108ZM50 124H51V122H50ZM66 124V123H65ZM114 124V123H113ZM113 124H112V126H113ZM202 124V123H201ZM200 124V125H201ZM215 124H217V125H219L220 126V124H218V123H215ZM239 124V123H238ZM32 125V124H31ZM35 125V124H34ZM49 125V124H48ZM90 125H88V126H90ZM194 125V124H193ZM217 125H215L216 126V128H218V126ZM38 126H40V125H38ZM53 127H55L56 128V126L55 125H52ZM85 126V125H84ZM91 126V127H92ZM111 126V125H110ZM198 126V125H197ZM202 126H203V124H202ZM201 126V127H202ZM18 127H20V128H18ZM33 127V126H32ZM52 127V128H53ZM59 127V126H58ZM108 127H109V125H108ZM234 127V126H233ZM40 127H38V129H39ZM63 128V127H62ZM71 128V127H70ZM69 128V129H70ZM92 128V129H93ZM113 128H115V127H113ZM41 129V128H40ZM59 129V128H58ZM87 129V128H86ZM56 130H57V128H56ZM74 130V129H73ZM113 130V129H112ZM196 130V129H195ZM34 131V130H33ZM32 131V132H33ZM36 131V130H35ZM38 131V130H37ZM59 131H60V129H59ZM65 131V130H64ZM67 131H68V129H67ZM103 131V130H102ZM102 131L100 132V134L102 133ZM231 131H236V129L234 130V128L233 129H231ZM29 132H31V130L29 131ZM31 132V133H32ZM41 132V131H40ZM61 132V131H60ZM81 132V131H80ZM90 133H91V131H89ZM104 132V131H103ZM114 132V131H113ZM36 133V132H35ZM63 133V132H62ZM70 133V132H69ZM87 133V132H86ZM92 133H93V131H92ZM28 134H30V133H28ZM27 134V135H28ZM51 134V133H50ZM56 134V133H55ZM66 134V133H65ZM67 134H68V132H67ZM174 134V133H173ZM32 135H33V133H32ZM36 135V134H35ZM47 135V134H46ZM64 135V134H63ZM26 136V135H25ZM38 136H40V135H38ZM45 136V135H44ZM48 136V135H47ZM50 136V135H49ZM48 136V137H49ZM60 136V135H59ZM58 136V137H59ZM79 136V135H78ZM81 136H82V134H81ZM84 136V135H83ZM85 136H86V134H85ZM88 136H90V134L88 135ZM93 136H95V135H93ZM99 136H101V135H96V137H95V139L96 140H93V141H97V142H99V141H102L103 139H101V137H99ZM20 137V136H19ZM27 137V136H26ZM36 137L37 136H35V138L34 139H36ZM57 137V138H58ZM66 137V139H67V136H65ZM69 137V136H68ZM72 137V136H71ZM99 137V138H98ZM217 137V136H216ZM21 138L19 139V140H21ZM29 138V137H28ZM33 138V137H32ZM38 138V141H39V139L40 138H42L41 136L40 137H37ZM44 138V137H43ZM50 138H52V137H50ZM55 138H56V135H55ZM60 138H61V136H60ZM60 138H58V139H60ZM86 138V137H85ZM91 138V137H90ZM90 138H88V139H90ZM213 138V137H212ZM212 138H211V140H212ZM222 140L224 141L223 142V144L226 146V147H228L227 149L229 150V148L230 149H232L233 151H238L239 149H240V147H241V140H240V136L239 135H237L235 132H230V137L229 138H227L226 137V134H225V136H223L222 135ZM45 139H46V137H45ZM64 139V138H63ZM63 139H62V141L61 142H63ZM83 139H84V137H83ZM94 139V138H93ZM99 139H101V140H99ZM27 140H29V139H27ZM49 140V139H48ZM52 140H53V138H52ZM79 140V139H78ZM35 141V140H34ZM37 141V140H36ZM37 141V142H38ZM41 141H43V140H41ZM45 141V140H44ZM43 141V142H44ZM58 141H60V140H58ZM57 141V142H58ZM65 141V140H64ZM66 141H69V139H67ZM105 141V144H106V140H104ZM214 144H213V146L215 145V138H214ZM218 141V140H217ZM40 142V141H39ZM43 142H40L41 144H43ZM51 142V141H50ZM55 142H56V140H55ZM75 142H77V140L75 141ZM108 142V141H107ZM59 143V142H58ZM66 143V142H65ZM100 143V142H99ZM98 143V144H99ZM104 143V142H103ZM213 143V142H212ZM24 143H23V141H22V148H23V150H24V146H25V144L23 145ZM38 144V143H37ZM48 144V148H49V143H47ZM53 144V143H52ZM68 144L71 146V144H73V142H71V143H69L68 142ZM90 144V143H89ZM95 144V143H94ZM101 144L102 143H100V146H99V149L98 150H100V148H101ZM108 144L109 143H107V145H105L104 147H103V145H102V150H103V148L105 149V147L106 146H108ZM60 145H61V143H60ZM239 145V146H238ZM36 146V145H35ZM66 146V145H65ZM69 146V147H70ZM89 146V145H88ZM86 147L87 149L89 148V147ZM90 146H93V143H92V145H90ZM98 145L96 144V146L95 147H97ZM231 146V147H230ZM27 147V146H26ZM29 147V146H28ZM33 148H34V146H32ZM41 147V146H40ZM44 147H45V145H44ZM50 147H52V145L50 146ZM64 147V146H63ZM62 146H61V148H63ZM68 147V148H69ZM109 147V150H111L112 148V146H108ZM108 147H106V150H107V148ZM216 147V146H215ZM30 148H31V146H30ZM33 148H31V149H33ZM36 148V147H35ZM47 148V147H46ZM65 148V147H64ZM63 148V149H64ZM67 148V147H66ZM67 148V149H68ZM79 148V147H78ZM83 147L81 146V148L80 149H82ZM98 148V147H97ZM111 148V149H110ZM39 149V148H38ZM67 149H64L65 151H67ZM73 149V147H71L70 149H68L69 151H71ZM79 149V151H81ZM86 149V150H87ZM94 149H96V148H94ZM93 149V150H94ZM132 149V148H131ZM6 150H8V151H6ZM34 150V149H33ZM40 150V149H39ZM38 150V153L40 152ZM50 150V149H49ZM59 150H62V149H59ZM59 150H58V152H59ZM75 150H77V149H74L73 151H75ZM92 150V149H91ZM90 150V151H91ZM214 153L212 154L211 153V150H210V153H211V159H208V160H211V162L213 163V165L214 166H216L215 167V169H214V166H213V169H212V171H211V177H210V180H208V181H210V182H208V184L209 185H215V187H218V186H220L219 184L221 183V180H222V183H223V185H225V179H223L224 178V176H226L225 174H226V172L225 171H228V173H227V175H230L231 176V178H233L234 179V181L236 182V184L234 185V191L232 192V194H230V193H228V191H226V187H228V186H221V187H224V188H219L220 190H215V191H213V193L211 192V194L208 196V198H207V202L205 201L204 203H205V205H207V206H209V207H211V206H218V205H221V206H223V205H225L226 204V202H228V201H230L231 199H232V197L234 198H236V204L238 205H240V207L241 208H243L244 207V205H245V203H246V200H244V195H245V193H247V191H246V187H248V186H250V188H251V190L250 191H252V190H254V189H256L259 185H260V183H261V179L263 178L264 179V168H260V169H257V170H255V171H245V176H243V173H244V171L242 170V169H240L239 168V166H238V163H236L237 165H233V167H230V163L228 164V162H226V164H225V162H223V161H221V160H223L222 158H220V156H221V154H219L218 156H219V158H218V156L216 155V154H218L219 152H218V150L217 149H215L214 148ZM216 150H217V152H216ZM35 151H37V148H36V150H34V152ZM47 151V150H46ZM63 151V150H62ZM73 151H71V153H74ZM79 151L77 150L76 152H78L79 153ZM83 151L85 152V153H83ZM82 152H80L79 154H77L76 152V154L77 155H81V157L83 156V158H87V156H89V155H87V153H88V151H85V150H83ZM101 151V150H100ZM129 151V150H128ZM9 152V155L7 154ZM25 152V151H24ZM30 152H32L31 150H30ZM30 152H25V154L26 153H30ZM43 152V151H42ZM52 151H49L48 153H51ZM55 152V151H54ZM58 152H57V154H58ZM87 152V153H86ZM97 152V154H100L98 151H96ZM111 152H112V150H111ZM116 152V151H115ZM182 152V151H181ZM181 152H180V154H179V156L181 155ZM215 152H216V154H215ZM22 153H23V151L21 152V155H22ZM44 153V152H43ZM60 153V152H59ZM71 153L69 152L68 154H67V156L70 154V156H71ZM75 153H74V155H75ZM84 154V155H82V154ZM89 153H91V152H89ZM93 153V152H92ZM95 153V152H94ZM8 155V157H5V155ZM24 154V153H23ZM31 155H32V157H33V154L32 153H30ZM47 153H45L44 155H46ZM53 154V153H52ZM65 154V153H64ZM64 154H63V156H64ZM86 154V155H85ZM113 154H115L114 153V151H113ZM128 154H130L129 152H127V151H121L120 150V153H119V157H118V162H119V166H120V168H122V174H123V180H124V185H125V189L127 190V192H128V195L130 194L131 195V198H130V200H131V209H133V212H134V218L136 219V223L137 222H141V223H137L136 225H137V227H136V233L138 234V242H137V244H138V253H137V258L139 259V260H136V261H138V262H136L135 264H162V261H164V259H165V256H164V254L163 255H161L160 257H158V255H156V253L154 252V251H152L151 253L149 252V247L148 246H156V244H157V239H158V237L157 236H155V235H153L152 234V232L150 231V226H152L154 223H153V219L154 218H156V217H159L162 213V208L159 206V203H160V198H161V192H160V190L158 189V179H156V178H151V180H149L148 182H147V184H142V179H141V177L139 176V172H140V167H139V165H140V160H139V157H136V156H134V157H131V155L129 156ZM177 154V155H178ZM30 155V156H31ZM39 155V154H38ZM40 155H41V152H40ZM54 155V154H53ZM61 155V154H60ZM73 155V156H74ZM101 155V154H100ZM208 155V156H209ZM238 155L239 156H241V152H239L238 153ZM34 156H35V154H34ZM63 156H62V158H63ZM72 156V157H73ZM76 156V155H75ZM91 156H94L93 154H90V157ZM98 156V155H97ZM182 156H184V158H183V160L186 158L187 159V157H185L186 155H185V153H184V155H183V153H182ZM23 157V156H22ZM28 157V156H27ZM40 156H38V158H39ZM46 157V156H45ZM55 157V156H54ZM69 157V156H68ZM81 157H80V159H81ZM90 157H88V159L90 158ZM21 158V157H20ZM25 158V157H24ZM34 158V157H33ZM32 158V159H33ZM38 158H37V160H38ZM47 158V157H46ZM53 158V157H52ZM58 158H60V157H58ZM65 158V157H64ZM71 158V157H70ZM69 158V159H70ZM77 157H75V159H76ZM82 158V159H83ZM95 158H96V153H95ZM209 158V157H208ZM31 159V158H30ZM40 159V160H41ZM54 159H56V157L54 158ZM61 159V158H60ZM66 159H67V157H66ZM78 159H79V157L77 158V160L76 161H78ZM114 159V158H113ZM181 159V158H180ZM224 159H226L227 160V157L226 158H224ZM20 160H22V159H20ZM19 160V161H20ZM34 160V159H33ZM37 160H36V162H37ZM40 160H38V161H40ZM53 160V159H52ZM52 160H50V161H52ZM65 160V159H64ZM64 160H63V164H67L66 163V161H65V163H64ZM72 161L74 160V158L73 159H71ZM84 160V159H83ZM91 160V159H90ZM124 160H126V162H124V165H123V161ZM225 160V161H226ZM58 161V160H57ZM60 161V160H59ZM69 161V160H68ZM84 161H86V160H84ZM94 160H92V162H93ZM186 161V160H185ZM184 161V162H185ZM20 162H22V161H20ZM31 162V161H30ZM29 162V163H30ZM48 162V161H47ZM54 162H55V160H54ZM62 162V161H61ZM87 162V161H86ZM32 163V162H31ZM57 163V162H56ZM73 163V162H72ZM79 164H80V160H79V162H78ZM84 163V162H83ZM88 163V162H87ZM181 163V162H180ZM48 164V163H47ZM78 164V165H79ZM90 164V163H89ZM88 164V165H89ZM183 163H181V165H182ZM228 164V165H227ZM20 165V167H18V166ZM70 165V164H69ZM77 165V166H78ZM83 165V164H82ZM113 165V164H112ZM115 165V164H114ZM113 165V166H114ZM123 165V166H122ZM183 165H185V164H183ZM227 165V166H226ZM23 166V167H22ZM46 166V165H45ZM56 166V165H55ZM74 166V169H75V165H73ZM76 166V167H77ZM116 166V165H115ZM28 167H29V165H28ZM48 167V166H47ZM17 168H22V169H18L17 170ZM51 168V167H50ZM54 168V167H53ZM57 168V167H56ZM64 168V167H63ZM62 168V169H63ZM68 168V167H67ZM80 168H81V166H80ZM82 168H84V166L82 167ZM85 168V169H86ZM97 168V169H96ZM227 168V169H226ZM59 169V168H58ZM79 169V168H78ZM84 169V170H85ZM96 169V170H95ZM112 169V168H111ZM226 169V170H225ZM55 170V169H54ZM69 170V169H68ZM81 170V169H80ZM80 170L79 171H76V169H75V172H80ZM83 170V171H84ZM114 170H116V169H112L111 171H114ZM55 171H57V170H55ZM60 171V169L58 170V172ZM62 171H64V170H62ZM67 171V170H66ZM65 171V172H66ZM71 171V170H70ZM74 170L72 169V172H73ZM82 170H81V172H83ZM120 171V170H119ZM54 172V171H53ZM53 172H52V175H53ZM58 172H56V173H58ZM61 172V171H60ZM68 172V171H67ZM86 171L85 172H83V173H87ZM116 172V177H115V180H114V182L115 181H117V182H119L118 181V179H117V176H118V172L117 171H115ZM113 173V172H112ZM32 176V177H30V175ZM66 173H64V175H65ZM67 174H69L68 175V179H72L71 177H70V175H71V173H67ZM76 174V173H75ZM78 174V173H77ZM80 175L79 176H81V173H79ZM29 175V176H28ZM51 175V176H52ZM55 175V174H54ZM85 176H86V174H84ZM114 175V174H113ZM121 175V174H120ZM224 175V176H223ZM50 176V175H49ZM56 176H61V175H56ZM67 176V175H66ZM75 176V175H74ZM77 176V175H76ZM79 176H77L78 178H79ZM54 177V176H53ZM83 177V176H82ZM112 177V178H111ZM42 179V180H40V179ZM50 178V177H49ZM61 178H63V177H61ZM81 178V177H80ZM79 178V179H80ZM226 178V177H225ZM59 179V178H58ZM66 179V178H65ZM68 179H66V180H68ZM75 178L73 177V179L72 180H74ZM168 179H170V178H168ZM247 179V180H246ZM54 180V179H53ZM56 180V179H55ZM54 180V181H55ZM71 180V181H72ZM77 181H79L78 179H76ZM227 180V179H226ZM121 181H122V179H121ZM120 181V183H122ZM224 181V182H223ZM247 181H248V184H246L247 183ZM36 182V183H35ZM52 182V180L50 181V183ZM72 182H74V181H72ZM71 182V183H72ZM81 184H82V186L81 187H83V183H82V181H79ZM110 182V183H109ZM212 182V183H211ZM37 183H39V184H37ZM58 183V182H57ZM80 183H76V184H74V187H76L75 189H78L77 188V184H79V185H81ZM221 183V184H222ZM37 186V190H36V186ZM40 184H41V186H43L44 184V186L43 187H41V189L38 187V186H40ZM53 184V183H52ZM59 184V183H58ZM109 185V184H112V185H110L109 187L107 186V185ZM207 184V185H208ZM77 185V186H76ZM208 185V186H209ZM46 186L48 187L47 189H46ZM53 186V185H52ZM59 186V185H58ZM72 186H73V184H72ZM45 187V188H44ZM79 187V186H78ZM80 187V188H81ZM39 188V189H38ZM43 188V189H42ZM62 189H63V187H61ZM79 188V189H80ZM210 188V187H209ZM213 188V187H212ZM44 189H46V190H44ZM61 189V190H62ZM73 189V188H72ZM74 189V190H75ZM81 189H83V188H81ZM91 189V188H90ZM215 189V188H214ZM41 190V191H40ZM53 190V189H52ZM206 190V189H205ZM212 190V189H211ZM45 191V192H44ZM49 191H51V190H49ZM81 191V190H80ZM83 191V190H82ZM81 191V192H82ZM62 192V191H61ZM74 193H75V191H73ZM127 192H125V196H123V198H122V201L125 203V205L127 204V201H128V210L130 211V208H129V206H130V204H129V198H128V195H127ZM58 193H60V191H58ZM74 193H72V194H74ZM76 193H77V191H76ZM75 193V194H76ZM21 194V193H20ZM44 194H42V195H44ZM53 194V193H52ZM61 194V193H60ZM59 194V195H60ZM71 194V195H72ZM80 194H82L81 196H80ZM171 194V193H170ZM68 194L66 193V196H67ZM55 196V195H54ZM62 196H64L63 194H62ZM61 196V197H62ZM70 196V195H69ZM73 196V195H72ZM75 196V195H74ZM81 197V199H80V197ZM56 197H58L57 196V194H56ZM78 197H79V199H78ZM22 199H20L21 201H23ZM64 199H65V197H64ZM74 199H76V198H74ZM53 200V199H52ZM60 200V199H59ZM67 200V199H66ZM66 200H65V202H66ZM72 199L70 198V201H71ZM51 201V200H50ZM54 201H56V200H54ZM58 201V200H57ZM60 201H62V198H61V200ZM60 201H59V203H60ZM73 201V200H72ZM195 201V200H194ZM53 202V201H52ZM77 202V201H76ZM120 202V201H119ZM179 203H178V206H179V204H180V201H178ZM36 203V202H35ZM194 203V202H193ZM196 203V202H195ZM194 203V205H196ZM199 203V202H198ZM234 203V204H235ZM53 204H54V202H53ZM57 204V202H55V205ZM62 204V203H61ZM20 205V204H19ZM60 205V204H59ZM38 206V205H37ZM56 206H58V205H56ZM66 206V205H65ZM197 206V205H196ZM196 206H194V207H196ZM199 206V205H198ZM197 206V207H198ZM189 208L191 207H193V205L191 206H188ZM187 207V208H188ZM22 209V210H25V212H26V210L27 209ZM38 208V207H37ZM60 208V207H59ZM182 208V207H181ZM181 208L179 209V210H181ZM185 208V207H184ZM208 208V207H207ZM60 209H62V208H60ZM116 209H118V210H116ZM27 210V211H28ZM30 211V210H29ZM44 211V210H43ZM42 211V212H43ZM63 211H64V209H63ZM171 211V210H170ZM23 212V211H22ZM190 212V211H189ZM189 212H187V213H189ZM27 213V212H26ZM40 213V212H39ZM124 213V212H123ZM178 213V212H177ZM180 213L181 212H179L178 214H176L177 216L178 215H180ZM187 213H185V212H183V213H181V214H187ZM36 214V213H35ZM51 214V213H50ZM60 215H59V217L57 216V218H59V219H63V218H66L67 217V214H66V217L63 215V213L61 214V213H59ZM172 214V213H171ZM170 214V218H172V215ZM175 214V213H174ZM189 215V214H188ZM39 217H40V215H38ZM55 215L53 214V217H54ZM38 217V219H40ZM127 217V216H126ZM173 217H174V215H173ZM176 217V216H175ZM68 218V217H67ZM179 218V217H178ZM177 218V219H178ZM181 219L182 218H185V217H180ZM126 218H124V220H125ZM49 220H50V218H49ZM54 220V219H53ZM68 220V219H67ZM184 220H186V219H184ZM72 221V222H73ZM179 221V220H178ZM49 222V221H48ZM50 222H51V220H50ZM135 222V221H134ZM55 223V222H54ZM43 224V223H42ZM48 224V223H47ZM56 224V223H55ZM65 224V223H64ZM176 226H175V225ZM187 224V223H186ZM186 224H178L179 225V227L181 228V226H182V228H183V225H185V226H187ZM172 225H174L173 226V231H176L175 230V228L174 227H176V229L178 228L179 229V227H177V223H173ZM171 225V226H172ZM120 226V227H119ZM184 226V228H186ZM25 227V226H24ZM172 228V227H171ZM184 228L183 229H181L180 231H181V233L183 234V231H184ZM43 229V228H42ZM177 229V230H178ZM29 230V229H28ZM31 230V229H30ZM186 230V229H185ZM172 231V232H173ZM171 232V233H172ZM58 234V233H57ZM158 234H160V233H158ZM17 235H19L18 236V238H17ZM47 235V234H46ZM177 235V234H176ZM180 233H179V237H180ZM67 236V235H66ZM174 237H175V240L176 241H178L179 239L177 238L178 237V235H177V237L175 236V235H173ZM174 237L172 238V239H174ZM181 237H183L184 238V236L182 235ZM48 238V237H47ZM122 238V239H121ZM34 240V239H33ZM36 240H38V239H36ZM42 240H44V239H42ZM48 240V241H49ZM184 240V239H183ZM61 241V242H60ZM155 241H156V243H155ZM175 241V243H177ZM46 242L47 241H43V245L44 246H48V244L50 245V242L48 243V244H46ZM180 242H182V240H179V244H180ZM184 242V241H183ZM35 243V242H34ZM75 243V244H74ZM46 244V245H45ZM178 244V243H177ZM31 246L33 247V249H31ZM140 246V247H139ZM151 246V247H152ZM29 247H30V249H29ZM70 249H68V248ZM174 247V246H173ZM177 247V246H176ZM126 248V247H125ZM237 253H234L235 254V256H234V258L236 257V254H237V259H238V262H236V259H234V260H232V261H235L236 262V264H246L247 262L246 261H248V258H247V253H248V248H243L241 245H239L237 248ZM164 250V249H163ZM124 251V252H123ZM176 251V250H175ZM73 252H75V253H73ZM117 252H119L120 253V255H117L116 253ZM177 253V252H176ZM176 253H175V255H176ZM124 254L122 255V259H125L126 260V258L124 257ZM258 255H259V260L255 263V264H264V250H262V249H260L259 250V252H258ZM177 256V255H176ZM177 258V257H176ZM120 259V260H119ZM250 259V261H251V257L249 258ZM252 259H253V256H252ZM256 259V258H255ZM50 261H52V263L50 262ZM249 261V262H250ZM165 262V261H164ZM177 262H178V259H177ZM121 263V262H120ZM179 263V262H178ZM123 264V263H122ZM124 264H125V262H124ZM232 264V263H231ZM251 264H252V262H251Z\"/></svg>", "mask_w": 264, "mask_h": 264}, {"label": "crops", "instance_id": "0c3cea01", "mask_svg": "<svg viewBox=\"0 0 264 264\" xmlns=\"http://www.w3.org/2000/svg\"><path fill=\"white\" fill-rule=\"evenodd\" d=\"M117 8H116V15L120 17L121 15L127 14L129 12H132V10L135 11V7L138 6L139 4L133 3L132 0H119L117 3ZM133 11V13H134ZM122 25V24H121ZM134 26L126 24L125 27L119 26L118 30L121 34H125L129 36L130 39V47L128 48L129 50V56L133 59L136 60L140 58V52L141 49H145V42H143L142 39L138 40L135 35H133V28ZM178 48H174L172 50L171 56L166 60V62L163 64L164 66L159 68L158 70L161 69H166L168 66L171 67L172 63H174L176 60H178V52L176 51ZM144 54V53H142ZM138 57V58H137ZM142 57V56H141ZM157 70V71H158ZM151 74H154L156 71H148ZM133 73L136 74V76H143L146 74V72L142 73L140 71H133ZM137 82V79L136 81Z\"/></svg>", "mask_w": 264, "mask_h": 264}]
</instances>
